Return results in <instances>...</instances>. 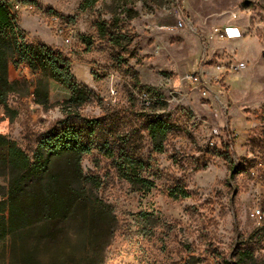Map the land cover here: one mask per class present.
I'll use <instances>...</instances> for the list:
<instances>
[{
  "label": "rangeland",
  "instance_id": "1",
  "mask_svg": "<svg viewBox=\"0 0 264 264\" xmlns=\"http://www.w3.org/2000/svg\"><path fill=\"white\" fill-rule=\"evenodd\" d=\"M83 3L10 0L25 42L59 54L90 91L78 115L100 120L105 139L125 137L154 184L131 186L97 151L83 157V174L99 180L94 193L115 219L102 264H231L242 250L264 264V0ZM51 15L74 30L72 44L52 34ZM226 28L235 34H214ZM20 65L10 63L20 87L9 110L0 107V135L31 156L65 119L70 95L49 82L47 104H36L38 74ZM199 75L213 93L190 82ZM156 120L169 127L161 152L146 131ZM177 189L188 197L173 198ZM5 191L0 177V200Z\"/></svg>",
  "mask_w": 264,
  "mask_h": 264
},
{
  "label": "trees",
  "instance_id": "2",
  "mask_svg": "<svg viewBox=\"0 0 264 264\" xmlns=\"http://www.w3.org/2000/svg\"><path fill=\"white\" fill-rule=\"evenodd\" d=\"M96 2L84 0L81 9ZM8 6V1L0 0V107L7 112L9 96L19 91L20 83L8 78L14 59L38 74L36 104H47L49 82L70 96L64 103L65 119L41 135L31 156L0 135V177L6 185L0 200V264H102L115 219L94 193L99 180L83 174V157L97 151L131 186L150 191L154 184L142 177L145 163L133 155L125 137L105 139L100 120L78 115L90 102V91L76 83L69 63L59 54L25 42ZM98 31L104 37L108 34L104 25ZM168 130L162 121L148 123L146 131L157 152L162 151ZM171 196L185 199L188 194L177 189ZM233 258L231 264H257L250 250Z\"/></svg>",
  "mask_w": 264,
  "mask_h": 264
},
{
  "label": "built area",
  "instance_id": "3",
  "mask_svg": "<svg viewBox=\"0 0 264 264\" xmlns=\"http://www.w3.org/2000/svg\"><path fill=\"white\" fill-rule=\"evenodd\" d=\"M6 1L9 2L8 10L13 15L12 7L10 5V0H6ZM48 25L52 34L57 39H59L64 45H70L75 41L74 30L62 17L58 15H51L48 18ZM214 34L218 35L222 39H228L229 37H232L235 34V29L233 28L216 29L214 31ZM19 69L22 71L27 70V66L25 64H21ZM190 82L199 86V88L203 91L204 94L214 92V90H212L213 87L210 85V81H206L205 79L202 78L201 75L192 76L190 78ZM256 214L259 215V211H256Z\"/></svg>",
  "mask_w": 264,
  "mask_h": 264
},
{
  "label": "crops",
  "instance_id": "4",
  "mask_svg": "<svg viewBox=\"0 0 264 264\" xmlns=\"http://www.w3.org/2000/svg\"><path fill=\"white\" fill-rule=\"evenodd\" d=\"M11 69H12V68H11V66L9 65V66H8V78H9L10 81H11V78H10Z\"/></svg>",
  "mask_w": 264,
  "mask_h": 264
}]
</instances>
